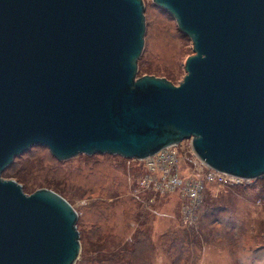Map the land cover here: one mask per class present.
Here are the masks:
<instances>
[{
	"label": "water",
	"instance_id": "obj_1",
	"mask_svg": "<svg viewBox=\"0 0 264 264\" xmlns=\"http://www.w3.org/2000/svg\"><path fill=\"white\" fill-rule=\"evenodd\" d=\"M191 43L177 84L139 75L143 0H0V264H76L78 215L2 174L32 147L144 160L189 141L264 177V0H151Z\"/></svg>",
	"mask_w": 264,
	"mask_h": 264
},
{
	"label": "rangeland",
	"instance_id": "obj_2",
	"mask_svg": "<svg viewBox=\"0 0 264 264\" xmlns=\"http://www.w3.org/2000/svg\"><path fill=\"white\" fill-rule=\"evenodd\" d=\"M143 1L146 34L139 63L147 73L139 75L177 85L191 43L168 13ZM7 173L3 178L18 182L28 195L48 189L69 201L78 215V264H113L99 261L117 247L113 238L124 244L140 230L149 232L153 251H142L135 264H264V177L222 184L206 178L209 170L189 141L150 161L112 155L57 161L36 146L16 158ZM191 183L199 184L198 200L189 195ZM186 205L193 208L189 214ZM176 238L178 251L171 257L167 246Z\"/></svg>",
	"mask_w": 264,
	"mask_h": 264
},
{
	"label": "trees",
	"instance_id": "obj_3",
	"mask_svg": "<svg viewBox=\"0 0 264 264\" xmlns=\"http://www.w3.org/2000/svg\"><path fill=\"white\" fill-rule=\"evenodd\" d=\"M143 70L142 65L139 63V74H145ZM167 79V78H166ZM14 163V162H13ZM11 169V166L9 167ZM9 169L7 171H9ZM5 171V174L8 175ZM15 174V173H13ZM10 177V176H8ZM69 202V201H68ZM96 234L101 235L99 232L98 228L96 230ZM150 236L149 232H144L142 230L138 231L133 238H131L130 242L120 244L115 238H113L112 242L115 244L117 247L113 249V251L108 252L109 257L108 258H100V262H108L111 261L113 264H135L138 258H141V252L143 251L144 253L146 250H151L153 251V246L150 243ZM81 239V237H80ZM162 240L164 239L163 237L161 238ZM168 240H165L163 244H165ZM182 244V243H181ZM180 245V244H179ZM168 253L171 255V257L175 254V251H178V249H174L178 247V239H173L170 241L168 244ZM175 250V251H174ZM80 252L79 259L77 260L76 264L79 263L81 259V254Z\"/></svg>",
	"mask_w": 264,
	"mask_h": 264
},
{
	"label": "built area",
	"instance_id": "obj_4",
	"mask_svg": "<svg viewBox=\"0 0 264 264\" xmlns=\"http://www.w3.org/2000/svg\"><path fill=\"white\" fill-rule=\"evenodd\" d=\"M169 148H171V147H168V148H165V149H163V150H161V151H159L157 154H155V155H153V156H151V157H148V158H146V159H144V160H137V161H150V160H153V159H155L156 157H158V156H160V154H162L163 152H165L167 149H169ZM201 162V161H200ZM202 163V162H201ZM202 165L203 166H205L203 163H202ZM208 170H209V173H208V175H206L205 177L206 178H211V179H214L217 183H226V182H231V181H241V180H243V179H240V178H237V177H234V176H231V175H228V174H225V173H221V172H218V171H215V170H213V169H211V168H209V167H207V166H205ZM165 169L166 168H164V174H166V172H165ZM204 176H202V178H203ZM179 184H173V187H176V186H178ZM200 186H201V184H200ZM194 187V185L191 183L190 185H189V187L187 188V189H189L190 188V190H191V192L189 193V195H190V197L192 198V199H196V200H198V194H199V192L201 191V189H199V184L197 183V185H195V188H193ZM187 195H188V193H186ZM190 206V209H191V211H192V206L191 205H189ZM190 209H189V207L186 205L185 206V212L187 213V214H189L190 213Z\"/></svg>",
	"mask_w": 264,
	"mask_h": 264
}]
</instances>
